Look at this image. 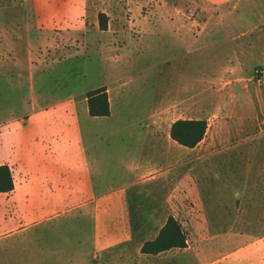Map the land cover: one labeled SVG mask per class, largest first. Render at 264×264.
I'll return each mask as SVG.
<instances>
[{"label":"crops","instance_id":"0c3cea01","mask_svg":"<svg viewBox=\"0 0 264 264\" xmlns=\"http://www.w3.org/2000/svg\"><path fill=\"white\" fill-rule=\"evenodd\" d=\"M202 1L217 10L220 18L109 23L105 30L100 29L104 34L100 36L101 50L112 42L133 45L139 44L138 40L146 44L158 41V48L170 53L171 58L165 61L169 64L177 53L187 60L193 55L203 57L206 51L211 53V60H218L221 55L214 46L226 43L230 62L222 75H230L231 71L235 79L250 81L254 67L262 68L256 70L261 76L249 90V99L240 97L233 103L241 108L243 100V107H252L250 122L255 123L260 119L256 110L264 106V0ZM95 5L96 0H27L23 7L14 8L10 0H0V28L12 32L10 41L19 58L23 54L38 58L41 46H59L58 35L83 48L92 26L88 20L97 14ZM93 24V29L98 30L97 22ZM116 28L123 29L122 36L110 33ZM139 28L142 36L134 35ZM207 43L210 45L205 46ZM74 47L76 54L83 53L84 49ZM124 59H116L110 67L113 74L103 82L109 116L92 117L87 97L81 101L74 97L46 114L32 102L26 106L27 114L17 129L0 133V165L9 166L15 186L10 193H0V231L6 229L2 238L19 235L30 242L33 237L49 233L69 236L64 239L63 251L57 247L49 255L38 253L37 264H61L57 254L61 251L65 264H192L182 257L174 259V263L164 259L141 261L138 249L134 255L129 246L134 239L128 206L140 202L182 205L192 198L201 211L197 219H192L197 232L206 228L213 237L224 240L198 244L195 251L201 255L193 264H264V222L255 228L250 224L253 220L264 221V135L244 131L249 121L246 119L242 127L229 122L224 133L213 127L212 146L202 147L208 129L195 148L178 145L170 136L172 125L165 134L161 132V125L169 118L165 112L171 105V90L168 96L166 89L163 91L169 98L166 104L133 108V97L128 95L130 78H119L130 64ZM242 61L255 63L245 72ZM36 75L40 74L35 72ZM33 82L37 89L38 77ZM5 84L8 85V74ZM10 85L14 90L12 78ZM159 97L161 94L152 95L156 101ZM224 106H217L220 115ZM159 107L166 109L160 112ZM193 110L194 116L188 120H201L198 105ZM223 118L218 116L217 123ZM173 142L182 148L176 175L170 169ZM218 182H226L227 198L220 200L222 208H210ZM191 185L195 186V196L189 197V189H194ZM220 197L217 195L218 200ZM212 219L243 220V229L237 233L235 223L211 228L205 223Z\"/></svg>","mask_w":264,"mask_h":264},{"label":"rangeland","instance_id":"374dc122","mask_svg":"<svg viewBox=\"0 0 264 264\" xmlns=\"http://www.w3.org/2000/svg\"><path fill=\"white\" fill-rule=\"evenodd\" d=\"M26 1L20 3L19 0H10V6L21 8L26 4ZM94 12L97 14L94 15V18L88 20V24L92 26H89L88 34H84L89 39L81 45L83 48L79 44H69L66 38L56 35L59 46L53 45L45 49L41 46L36 55L38 58H31L23 54L20 59L10 41L12 36L9 34L12 32L10 29L0 28V133L17 129L18 122L27 114L26 106L32 102L37 103V110L46 114V112H52L54 109L60 108L62 104L73 100L74 97L77 101L85 99L87 93L104 87L103 82L107 81V75L113 74L110 67L113 66L116 59L125 58V62L129 61L130 64L120 74L119 78H130L128 87L130 93L128 95L133 97L135 105L133 108L138 107V110H141L144 107L151 108L162 102L166 104L169 102V98H165L163 91L166 89V96H168L169 90L172 92L171 105L165 112L169 115V118L161 125L162 133L165 134L168 126L178 120L193 118V109L198 105V117L208 124V134L202 147L212 146L213 127L214 129L216 127L218 132L224 133L229 122L233 126L236 124L237 127H242L247 119L249 121L245 124L244 131L249 133L258 132L264 135V106L258 107L256 110V115L260 116V119H256V122L253 123L250 122V119H253L254 109L252 107H243V100L239 104L241 108L233 105L237 98L249 99V90L255 85V82H258L261 76V73H257L256 70L262 68L260 66L254 67L250 81L235 79L231 75V71V76L226 75V73L222 75L224 68L230 62L227 59L230 55L229 45L226 43L222 44L223 42H221L214 46L218 48L221 55L218 60H211L209 58L211 53L206 51L203 57L193 55L187 60L177 53L169 64H166L165 61L167 62L171 58L170 53L164 52L162 48L159 49L158 41H150L146 44L144 41L138 40L140 43L133 45L122 44L121 41L118 43L112 42L101 50L100 36L104 35L100 32L98 15L101 13L107 16V24L121 22L124 25H129L130 21L137 20L218 19L220 15L217 10L207 6L202 0H96ZM93 22H97L98 30L93 29ZM122 30L116 28L110 33L120 35ZM142 33V28L134 31V35L137 36H142ZM222 39L219 38L218 40L221 41ZM208 45L210 44L207 43L205 46ZM74 46H77L78 50L84 49L83 53L76 54ZM131 47H133V50ZM117 49L119 52H117ZM16 51L18 50L16 49ZM71 55L75 57H69ZM242 62L245 65V72L250 65L255 63V61ZM35 72L40 75L35 76ZM7 74L8 85L5 84ZM36 77H38L39 82L37 89L33 82ZM11 78L15 83L14 90H11ZM202 80L204 84L201 85ZM187 83L188 88L185 89ZM153 93L157 96L161 94V97L157 101L153 100ZM219 104L225 105L223 109L221 108L223 115L219 114L220 108L217 107ZM161 108L159 107L160 112H164L166 109ZM218 116L224 117L221 119L220 124L217 123ZM242 118L245 120L242 121ZM172 145L171 155H173V159L170 163V169L171 173L176 175L180 165L179 150L182 148L174 142ZM262 150L264 156V148ZM187 162L190 165L192 158L189 157ZM174 186L178 187V184ZM191 186L194 189H189V197L195 196V186ZM215 189L218 191L216 192L217 195L221 197L218 200L214 192L211 196L213 199L211 202L213 203L209 204V207L219 205L222 208L223 204L220 200L227 198L226 182H218V184H215ZM175 191L173 190L172 194ZM191 199L189 198L188 204L182 205L173 203L165 206L164 204L146 202L128 205L132 212L130 232L132 239H134L133 244L129 246L134 255H137L138 249L141 261L148 262L158 259V262H160L164 259L166 262L174 263V259L178 260L182 257L183 261L193 264L195 259H198L201 255L200 251H195L198 244L224 242L221 236L213 237L214 235L206 228L199 230L201 233L197 232L194 228L196 223L192 219H197L196 217L199 216L201 211ZM158 210L159 213L156 212ZM170 216L181 224L186 233L187 247L185 249H187V254L184 252L185 249H173L170 250L172 252L169 254L163 252L164 254L155 255L157 257L142 254V245L157 237L160 229ZM260 222L264 221L253 220L250 221V224L253 226L252 228H255L259 226ZM233 223L237 227V233L243 229V220L212 219L206 221L205 224H209L211 228L212 226L225 228L227 225H233ZM4 232H6V229L0 231V264H37L36 255L38 253L39 255L42 253L49 255L52 252L51 250L57 247L63 251L64 239L66 236L69 237L66 233L63 235L49 233L45 237H33L29 242L19 235L4 239L2 238ZM137 244L140 245V248L135 247ZM62 251L57 254L59 258H62L63 262L61 264H65L63 259L65 254ZM181 253H184L183 256H181Z\"/></svg>","mask_w":264,"mask_h":264},{"label":"trees","instance_id":"16d2710c","mask_svg":"<svg viewBox=\"0 0 264 264\" xmlns=\"http://www.w3.org/2000/svg\"><path fill=\"white\" fill-rule=\"evenodd\" d=\"M101 30L107 27V16L99 14ZM89 114L92 117H107L110 115V104L106 88L87 93ZM208 129L205 120H178L171 126V139L185 148H195L204 139ZM13 174L7 165H0V193H10L14 190ZM187 236L181 224L170 216L165 225L160 229L157 237L145 242L141 253L146 255H159L173 249H185Z\"/></svg>","mask_w":264,"mask_h":264},{"label":"built area","instance_id":"2783aa9c","mask_svg":"<svg viewBox=\"0 0 264 264\" xmlns=\"http://www.w3.org/2000/svg\"><path fill=\"white\" fill-rule=\"evenodd\" d=\"M20 2H25L26 0H19Z\"/></svg>","mask_w":264,"mask_h":264}]
</instances>
